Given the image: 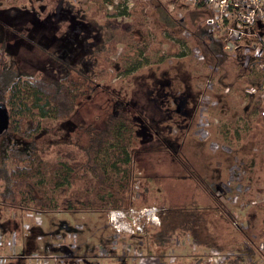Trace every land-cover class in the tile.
I'll list each match as a JSON object with an SVG mask.
<instances>
[{"label": "rangeland", "instance_id": "rangeland-1", "mask_svg": "<svg viewBox=\"0 0 264 264\" xmlns=\"http://www.w3.org/2000/svg\"><path fill=\"white\" fill-rule=\"evenodd\" d=\"M55 1L20 0L15 3L14 0L11 2L7 0L0 2V23L8 18L16 17L17 10H14L12 6L7 7L14 4L13 6L18 5L20 8V14L24 13L25 17L33 21L36 19L48 21V16L43 18V13H50L48 22H51L52 25L51 16L57 10ZM60 1L62 11H67L65 14L60 11L62 21L59 20L57 23L55 19L53 27L50 26V30L46 34L32 33L25 27L22 30L28 36L33 37L35 41H44L55 53L59 51L55 48L58 46L57 41L61 36L60 42L58 41L59 46L64 45V35L67 38L76 36V39H83L84 44L87 41L89 45H91V41L95 43L93 49L96 55L87 56L82 60L90 66L98 61V65L104 68L102 76L94 82L101 85L106 92L100 91L94 94L91 99L79 98L70 121L81 124L91 119L96 122L97 127L102 128L106 112L111 109L113 100H123L135 106L134 109L138 115L144 116L148 123L159 131L162 138V148L139 149L134 155L136 192L131 201L135 205H155L161 214L170 205L183 207L196 204L200 207L199 211L204 219V222H201L198 227H201L203 232L207 230V233L213 234L215 244L223 249H217V251L226 255L225 262L230 258L243 262L231 264H264V251L259 250V245L264 243V235H262V229L264 233V146L259 141L251 142L246 139L244 132L242 136H236L237 132L233 130L234 126L241 125L242 117L246 120L250 116L249 114L255 113L256 109H261L260 105L264 101V97L261 96L262 92L251 98L244 96V87L248 84L262 86L264 80L257 75L247 74L240 67L238 60H232L219 44H215L206 34L201 18L193 19L192 15L186 12L182 13V18L177 13L171 15L164 9L161 0H135L136 6L139 5L137 9L142 5V10L137 11L139 14L131 12L129 17L131 19L125 20L119 17L114 18L107 13L106 4L113 0ZM132 19L138 21L139 25L142 23V32L146 31L150 34V39H147L152 41L150 50L163 49L166 58L153 61L139 74L126 75L122 67L131 61L132 51L126 50L120 54L122 44L119 43V40L125 36L123 28L126 26L124 25H130ZM195 22L199 24L198 29H196ZM182 29H187L190 36L184 38L181 34ZM112 35L115 36V39L110 41ZM130 36L137 42L143 38L139 29L132 32ZM13 38L16 40L15 37ZM173 38L184 39V44L185 46L187 44V47L181 50L185 52L183 53L185 55L178 53ZM18 40L21 41L19 38ZM66 41L68 42V39ZM28 42L34 44L33 41ZM21 46L23 45L12 41L11 44L0 41V51H3L5 58L10 56L16 59L15 54H18V57L22 59L23 64L19 69L23 74L49 80V74H54L58 65H48L42 60L43 57L42 59L34 57L33 61L30 59L32 49L26 47V51L21 53ZM193 46L199 49V53L196 54L193 51ZM100 48H102L101 51ZM90 49L91 46H87L84 53H89ZM35 50L36 54L40 55L43 51L49 55L44 46H39ZM150 55L155 56L152 53ZM8 60L12 61V58ZM17 65H19L18 59L15 62V66ZM48 67L54 72L49 73ZM176 72L178 75L174 76ZM91 73L93 78L94 69ZM161 73H164L162 77ZM169 77H172V83L177 85V92L185 90L192 95V99L188 103L189 109H192V115L188 119L173 116L172 119L162 118L159 120L157 112L152 111L151 108V105L154 104L147 100L149 91L154 87L152 82L157 80L167 82L170 80ZM54 82L58 83L56 78ZM165 86L167 89L168 85ZM227 87L230 88L229 92H226ZM203 91L206 93V99L201 101L202 107L199 108L196 104H198ZM106 93L115 99L111 98L110 100ZM209 99L211 102L207 107ZM257 105L258 107L255 108ZM167 116L170 117V113ZM33 126L34 124L26 123L23 130L28 131ZM257 126V124L254 125V127ZM47 129L48 123L43 124L39 129L41 133L39 137H48ZM198 133L201 136H198ZM151 140L146 145L155 146L156 140L154 138ZM3 161L9 164L6 152L1 147L0 163ZM214 186H216L215 194L210 192L214 191ZM211 195H214V198L216 196L217 200L222 203L223 207H220L233 215L232 223L221 214L223 211L216 212L211 209L213 199ZM228 195L232 198L229 199ZM12 213L20 214L21 217L9 221L8 230L17 226L20 234L34 235L29 236L27 240L25 238L23 245L25 247V242H27V245L33 249L32 253L37 250L36 256L39 261L43 258L48 259L45 257L46 254L57 255L53 250L43 252L41 249L43 242L49 241L50 244L56 245L62 240L69 244L68 247H71L73 232L77 234V237L75 245L72 247L80 245L78 251L85 252L84 254L87 256L84 258L83 264L99 257L110 258L111 255L115 256V263L108 264H116L118 263L116 258L122 257L128 260V257L132 256L128 252L126 253L128 257L121 255L120 249L125 241V238L122 237L115 239L117 249L112 253L114 250L110 248V244L115 234L106 221V212H40L33 207L22 209L11 206L8 202L0 201V224L5 223ZM242 228L248 230L251 228V231L257 234L254 242L245 240L246 238H243L242 234L237 231ZM68 229L71 233L68 232ZM197 230L201 234L203 233L198 228ZM150 231L153 232V229L150 228ZM19 233L18 235H20ZM151 234L146 233V236L149 237ZM177 234L180 237L175 236L178 239L174 246H170L167 254L176 256L179 263H203V253L209 248L196 244V252L192 254L189 244L193 239L186 240L187 235H184L183 238L181 232L175 233V235ZM18 235H16L17 238ZM59 236L62 239H59ZM107 240H109L108 244ZM146 240L141 248L144 256H153L155 260L147 259L145 263L158 264L157 257H160V261H167V254H163L165 256L161 257L151 245L145 243ZM13 242L14 244L18 243V241L15 242V238ZM246 246L253 248L249 256L247 254L250 251L243 250ZM240 256L242 257L240 258ZM23 260L25 261V259ZM261 260L263 263H260ZM251 261L253 262L247 263ZM225 262L223 263L228 264ZM127 263L131 264L132 261L129 260Z\"/></svg>", "mask_w": 264, "mask_h": 264}, {"label": "trees", "instance_id": "trees-1", "mask_svg": "<svg viewBox=\"0 0 264 264\" xmlns=\"http://www.w3.org/2000/svg\"><path fill=\"white\" fill-rule=\"evenodd\" d=\"M138 6L133 11L137 14H139L137 11L142 10V5L137 9ZM141 26L142 23L139 25L138 21L132 19L130 29L128 32H123L125 36L119 40L124 48L129 46V43L133 44L134 49L140 48L139 53L136 52L135 61L139 62L136 67L152 64L159 59L155 55L158 49L150 50L152 41L147 40L150 39V34L146 31L142 32ZM132 29H140L143 36L141 42L133 41L130 36ZM151 53L155 56L150 55ZM12 77L14 78L0 77V98L8 105L11 118L6 134L10 137L18 134L29 139L27 141L29 147L25 143L26 140L4 139L9 164L6 162L0 165L2 183L0 201L22 209L33 207L40 212L70 213L89 211L107 213L111 209L128 208L134 204L131 201L136 192L133 158L138 137L135 135L134 124L128 112L119 106L116 113L112 112L108 115L102 128L88 127V132L93 136L86 147L78 144L77 137L72 133L57 144H52V141L37 144L35 136L41 126L48 123V129L53 132L56 124L48 120L52 118L59 121L67 120L81 92L75 84L71 87L63 85L58 87L42 80L29 81L23 80L22 77ZM257 77L264 79L260 75ZM257 107L258 105L255 108ZM249 115L246 120L242 117L241 125L234 126L233 130L237 132L235 135L240 137L244 132L246 139L251 142L259 141L264 146L263 111L256 109L255 113ZM29 119L35 121L38 119L39 122H35L30 131L22 133V128ZM255 124L258 126L254 127ZM59 132H62V129H59ZM215 190L216 186L214 191L211 190L213 194L216 193ZM211 198H213L211 209L216 212L223 211L221 214L232 223L233 215L222 208L223 205L216 196L214 198V195H211ZM199 210L200 207L196 204L183 207L170 205L165 208V212L160 213L159 225L145 227L144 232L152 234L149 237L144 235L142 238L144 240L147 238L148 241L146 240L145 243L151 245L161 257L167 254L171 245L174 246L178 239L175 236L180 237L178 234L175 235L178 232L182 233L183 238L187 235L186 240L192 238L193 240L190 241L196 244L223 250L215 244L213 234L207 233V230L203 232L201 227H198L204 222ZM197 228L203 233L201 234ZM251 228L237 231L246 238L245 240L254 242L257 234L251 231ZM262 235H264L263 229ZM244 249L250 251L247 256L253 250L251 246H246ZM112 258L115 262L114 255L109 259ZM116 260L118 261L116 264H126L131 259L118 257ZM239 261L230 258L226 262L224 260L228 264L243 263ZM161 262L169 263V261Z\"/></svg>", "mask_w": 264, "mask_h": 264}, {"label": "flooded vegetation", "instance_id": "flooded-vegetation-1", "mask_svg": "<svg viewBox=\"0 0 264 264\" xmlns=\"http://www.w3.org/2000/svg\"><path fill=\"white\" fill-rule=\"evenodd\" d=\"M6 1L7 0H0V2H6ZM9 1L11 2L13 0H9ZM14 1H15V3L20 2V0H14ZM56 2H57V10L54 11L55 13H53L51 16V20L53 21L52 25H51V22H48L50 20L49 19L50 13L49 14L43 13V18H46L48 16V21H46L44 19H36L35 21H33L30 18L25 17L24 13H22V14L19 13L20 8L18 7V5L13 6L14 4H11V5L7 6V7L12 6L14 10H17V12L14 11L16 13V17L8 18L3 23H0V27L2 28L0 30V41L6 42V43L9 42L10 44L12 41V42H16L19 45H23L20 47L21 53L26 51V47L31 48L32 54L30 55V59H32L34 61V57L35 58L40 57L41 59L43 57V59H42L43 61H45L48 65H54V66L58 65V69L55 67L56 71L54 72L53 70H51L48 67L49 73L51 71L54 72V74H49L50 75L49 80L42 79L39 77H30V76H28V74L27 75L23 74V72H21V70L19 69L23 64V61H22V59H20L18 57V54H15L16 55L15 57H16V59H18L19 65L15 66L16 59L13 57H10V56L5 58L3 51H0V77H4L6 79L7 78L13 79L14 77H12V76H17V77H22L23 80L26 79L29 81L42 80V81H45L46 83H53L58 87L60 85H63L65 87H71L72 85L75 84L78 87L81 94L76 98L74 110L71 112V114L69 115L67 120L59 121L56 118L49 119L48 120L49 122L56 124V126L53 129V132H51L49 129H47L49 136L46 138H41V136L39 137V135H41V133L38 130L36 133V136H35V140L38 141L37 144H40L41 142L44 143L46 141H49V142L52 141V144H57V143H60V141L63 138H66L70 133H72V134H74L75 137H77V139H78L77 143L82 145L83 147L84 146L86 147L89 144V139L93 136L88 132L89 130L87 128L88 127L89 128L97 127L96 122L94 120L89 119V120L85 121L84 123L75 124V123H72L70 120H71V116L73 115V113L77 107L79 98L85 97V98L91 99L94 94L99 93L100 91L106 92L101 85L94 82L96 79H99L102 76L104 68L101 65H98V61L97 62L95 61V63H92V65L90 66L89 64L87 65V62L82 60L83 58H86L87 56H92L93 54H95L94 49H93L95 43H93V41H91V45H89V44H87L88 43V41H87V43L84 44L83 39H76L77 38L76 36H69L70 38H67L66 35H64L63 36V40L65 38L64 45L62 47L59 46L60 39L62 38V36H61L60 39H58L59 42L57 41L58 46L55 48V49H59V51H58V53H55V52H52L53 50H51L46 45V43L44 41L43 42L35 41L33 37L28 36L26 34V32L24 30H22L25 27L28 29L29 32L38 33V34H46L50 30L49 29L50 26L53 27L55 19H56L57 23H59V20L62 21L60 19V17H61L60 11L65 14L67 10L62 11V9L60 7V5H61L60 0H56L55 3ZM107 13L114 18H118L117 16H115V12L108 10ZM129 19H131V18H129ZM124 26H126V27L123 28V32H128V30L131 27V24L130 25H124ZM135 30H137V29H132V32H134ZM139 32H140V29H139ZM13 37H15L16 40ZM7 38H9V39H7ZM18 38L22 42L19 41ZM66 38L68 39V42L66 41L67 40ZM114 39H115V36L112 35L110 41H113ZM48 40H49V42H51L50 39H48ZM28 41H33L34 44H31V42H28ZM133 41L135 42L136 40L133 39ZM138 42H141V40ZM33 46H34V48H33ZM39 46L40 47L41 46L46 47L47 52H49V55H47L48 53L43 52V51L40 55L36 54L35 49ZM87 46H91L90 52L84 53V49H86ZM101 49L102 48H100V51H101ZM81 50H83V51H81ZM126 50L132 51L131 61L127 65L124 64L122 67V70L126 73V75L139 74V72L143 68L150 65V64H148V65L136 67V64L139 63V62L135 61L136 52L139 53L140 48H137V50H136L133 48V44L129 43V46H127L124 49V47L122 45V49H121L120 54H122V51H126ZM88 54H90V55H88ZM155 55H157L158 58H162V59L166 58L165 51L163 49L162 50L158 49L157 53ZM10 58H12V61L8 60ZM76 62H79L80 64H77ZM93 69H94V77L92 78L91 72L93 71ZM163 71H165V70H163ZM244 71H246L247 74L259 75V74H255L253 72H248L247 70H244ZM8 75H10V76H8ZM163 75H164V73H161V77ZM176 75H178L177 72L174 74V76H176ZM172 77H169L170 80H168L167 82L166 81H160V80H157L156 82H152L154 87L149 91L147 100L149 103L154 104V105H151V108H152V111L157 112L159 120H161L162 118L172 119L173 116H181V117H183V119H188L192 115L191 114L192 109H189V106H188V103L192 99L191 98L192 95L188 91H185V90L180 92V93L177 92V85L172 83V80H171ZM55 78L57 79L58 83L54 82ZM163 83L165 85H168L167 89ZM262 86H264V83L262 84ZM208 88H210V87H208ZM227 88L230 90L229 87H227ZM229 90H228V92H229ZM201 94H202V96L200 97L198 104H196L199 108L202 107L201 101L206 99L205 91H203ZM107 95H108V98L110 100H111V98L112 99L114 98V97H110V94H107ZM243 95L246 97H250V98L255 96V95L249 96V95H246L245 93H243ZM210 102H211V99H209L207 107L209 106ZM0 103H2L5 106L6 111H7V116H8L7 128L0 134V144H1L0 150L2 147L3 151L6 152L5 151L6 147L4 146V139H6V138L8 140H10L11 138H13L15 140H26L25 143H26V145H28L27 147H29V142H27V141H29V139L23 138L22 136H20L18 134H14L11 137L7 136L6 132L8 131V129L10 127V123H11L10 113L8 110L9 107L1 98H0ZM174 105H175V107H174ZM119 106H122L128 112V114L130 115V117L133 121L134 128H135V135L138 137L137 138L136 152L139 149L153 150V149L162 148V138L160 137L159 131L157 129H155L152 125H150V123H148L147 119L144 116L138 115L137 111L134 109L135 106H133L129 102L123 101V100H115V101L113 100L111 109L106 112V119L110 113H112V112L116 113L117 107H119ZM259 110L263 111V114H264V110H261L260 108H259ZM169 113H170V117L167 116V115H169ZM106 119H105V121H106ZM105 121L102 124H105ZM35 122L38 123L39 122L38 119H36V121L34 119H29L25 122V124L26 123L34 124ZM65 125H67V126H65ZM31 129H33V127ZM59 129H62V132H59ZM30 130H28V131H30ZM28 131H25L22 128V133L28 132ZM198 136H201L200 133H198ZM153 138L156 140L155 141L156 145L155 146L146 145L149 142V140H151ZM151 141H154V140H151ZM7 156H8V154L6 152V157ZM7 159H8V157H7ZM5 163H6V161H3L2 163H0V165L5 164ZM149 179H151V178H149ZM210 192H212V191H210ZM228 197H229V199L232 198L229 195H228Z\"/></svg>", "mask_w": 264, "mask_h": 264}, {"label": "built area", "instance_id": "built-area-1", "mask_svg": "<svg viewBox=\"0 0 264 264\" xmlns=\"http://www.w3.org/2000/svg\"><path fill=\"white\" fill-rule=\"evenodd\" d=\"M166 11L174 15L177 13L182 18V13H190L194 18H201L209 38L219 44L232 60H238L240 67L248 72H253L264 77V0H161ZM107 10L115 12V16L121 19H129L131 12L136 8L135 0H113L106 4ZM196 23V22H195ZM199 24L196 23V29ZM184 38L190 36L187 29H182ZM173 43L177 45L178 53H185L181 49L185 46L184 39L173 38ZM192 45L194 43L192 42ZM193 51L197 54L199 49L193 46ZM185 55V54H183ZM202 56L200 57V59ZM226 88V92H228ZM249 96L258 95L264 97V86L248 84L243 89ZM264 110V101L260 105ZM106 221L114 231V239L110 244L112 250L115 247V239L125 238L120 249L121 255L131 253L132 263L147 264L145 260H155V257H145L142 251L143 236L146 235V226H157L160 224V210L155 205L138 206L132 204L128 208L111 209L106 213ZM40 222V220H39ZM76 240L72 235V243ZM191 253L196 252V243L191 242ZM259 250L264 251V243L259 245ZM101 253L103 251H100ZM170 254V253H169ZM167 255V264H184L177 261L176 256ZM203 263L200 264H224L226 255L209 248L203 253ZM32 258H38L33 255ZM49 259V258H48ZM51 261H55V255L50 256ZM158 259V264H164ZM2 262V260H0ZM247 262V263H252ZM260 263H263L261 260ZM6 264V263H0ZM38 264H58L48 263L46 259H41ZM195 264V263H194Z\"/></svg>", "mask_w": 264, "mask_h": 264}, {"label": "crops", "instance_id": "crops-1", "mask_svg": "<svg viewBox=\"0 0 264 264\" xmlns=\"http://www.w3.org/2000/svg\"><path fill=\"white\" fill-rule=\"evenodd\" d=\"M8 217L9 218L5 221V223L7 224L6 226L4 222L0 224V260H2L4 263H7V264H38L40 263L38 258L36 259L32 258L33 255H36L37 250H34L35 252L32 253L33 249H31L30 245L29 246L27 245V242H25L26 243L25 247L23 245L25 238L27 240L29 239V236H34V235L32 234L26 235L25 233L20 234L18 232L19 228L17 226L12 230H8L7 228L9 221L18 219V217H21L20 214L12 213ZM29 218L32 219L31 217ZM22 226L25 227L24 224H22ZM68 232L71 233L70 229H68ZM18 233L20 235H18ZM73 234L75 235V237H77V234L75 232H73ZM16 235H18V238ZM14 238H15V242L18 241V243L14 244L13 242ZM58 238L62 239L61 236H59ZM108 241L109 240H107V244H108ZM46 244L47 246H45ZM67 245L69 244L64 243V241L62 240H61V243H58L56 245L50 244L49 241H46V242H43L42 244L43 248L41 249L43 250V252H48L49 250H53V252L57 253L58 261L57 260L51 261L50 256L56 255L54 253H49L45 255L46 258H49V259H46L48 260V263L83 264L84 263L83 260L87 256L86 254H84L85 252L78 251L80 245L78 247H72V245L73 246L75 245V242L71 243V247L70 246L68 247ZM23 259H25V261ZM113 260L114 258L109 259L106 257H99L98 259L94 261H87L85 264L115 263Z\"/></svg>", "mask_w": 264, "mask_h": 264}, {"label": "water", "instance_id": "water-1", "mask_svg": "<svg viewBox=\"0 0 264 264\" xmlns=\"http://www.w3.org/2000/svg\"><path fill=\"white\" fill-rule=\"evenodd\" d=\"M8 116L5 106L0 103V134L7 128Z\"/></svg>", "mask_w": 264, "mask_h": 264}]
</instances>
